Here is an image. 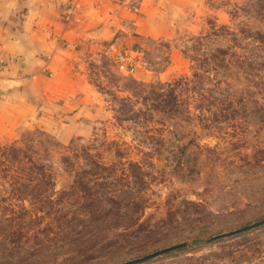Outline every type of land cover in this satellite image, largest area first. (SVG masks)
Here are the masks:
<instances>
[{
  "label": "rangeland",
  "instance_id": "1",
  "mask_svg": "<svg viewBox=\"0 0 264 264\" xmlns=\"http://www.w3.org/2000/svg\"><path fill=\"white\" fill-rule=\"evenodd\" d=\"M177 26L129 50L132 75L80 62L72 121L38 107L0 132V264H264V0Z\"/></svg>",
  "mask_w": 264,
  "mask_h": 264
},
{
  "label": "crops",
  "instance_id": "2",
  "mask_svg": "<svg viewBox=\"0 0 264 264\" xmlns=\"http://www.w3.org/2000/svg\"><path fill=\"white\" fill-rule=\"evenodd\" d=\"M200 3L0 0V132L14 134L35 121L38 107L76 109L80 102L73 99L88 88L80 62L112 53L114 41L132 50L173 38L186 12Z\"/></svg>",
  "mask_w": 264,
  "mask_h": 264
},
{
  "label": "built area",
  "instance_id": "3",
  "mask_svg": "<svg viewBox=\"0 0 264 264\" xmlns=\"http://www.w3.org/2000/svg\"><path fill=\"white\" fill-rule=\"evenodd\" d=\"M110 50L112 51L114 62L117 66V69L126 74L132 75L136 71V65L134 64V55L133 51H129L130 49L123 47L120 42L114 41L110 45Z\"/></svg>",
  "mask_w": 264,
  "mask_h": 264
},
{
  "label": "trees",
  "instance_id": "4",
  "mask_svg": "<svg viewBox=\"0 0 264 264\" xmlns=\"http://www.w3.org/2000/svg\"><path fill=\"white\" fill-rule=\"evenodd\" d=\"M230 69L232 68V65L228 66ZM249 69L252 67L250 64L248 65ZM22 154H20L17 150L15 149H12L8 152L7 154V158L13 163V164H18V165H24V158L21 157ZM83 247V246H82ZM185 245H180L178 246V248H176L177 250H183L185 249ZM13 257H16V255L14 254H8L5 259L6 260H11V258ZM28 256H25V257H21V256H18L16 257L14 260L12 261H15L17 259H23V258H27Z\"/></svg>",
  "mask_w": 264,
  "mask_h": 264
},
{
  "label": "water",
  "instance_id": "5",
  "mask_svg": "<svg viewBox=\"0 0 264 264\" xmlns=\"http://www.w3.org/2000/svg\"><path fill=\"white\" fill-rule=\"evenodd\" d=\"M219 237H222V236H219ZM216 238H218V237H216ZM166 251H167V250H166ZM166 251H162V252L156 253V254H154V255H151V256H148V257H145V258H142V259H139V260H135V261H132V262H129V263H126V264H138V263H141V262H145V261H147L148 259H150V258H152V257H154V256H157V255H160V254H162V253H164V252H166Z\"/></svg>",
  "mask_w": 264,
  "mask_h": 264
}]
</instances>
